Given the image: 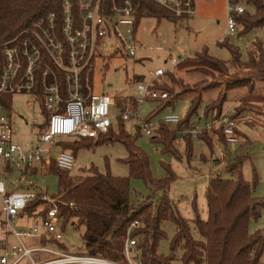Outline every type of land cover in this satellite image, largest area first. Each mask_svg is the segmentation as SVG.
<instances>
[{
    "label": "built area",
    "instance_id": "2783aa9c",
    "mask_svg": "<svg viewBox=\"0 0 264 264\" xmlns=\"http://www.w3.org/2000/svg\"><path fill=\"white\" fill-rule=\"evenodd\" d=\"M173 18L190 19L195 16L194 0H148ZM226 35L234 36L239 25L237 17L244 13L241 3L227 0ZM147 12L144 14L147 17ZM136 10L130 0H61L60 10L35 20L13 38L0 44V199L6 234L0 242V264H141L137 239L131 233L139 227L137 221L129 226L123 240V260L113 262L86 252L69 253L60 246L62 229L59 224V204L47 194L40 195V204L31 214L26 208L37 198L28 191H9L8 177L22 175L38 168H47L53 161L57 168L70 171L75 157L61 150L64 142L81 138L97 139L119 123L134 122L146 137H153L160 126L174 125L177 143L192 141L199 135H216L220 131L227 143L237 142V122L244 117L231 118L223 114L217 119H204L195 124H182L178 115L170 113L159 122L143 120L138 108L148 100H166L168 94L153 88L154 81L166 71L157 69L154 78L138 84L133 99L95 93L92 77L99 50L117 41L135 57L134 24ZM181 59L172 58V69ZM30 97V107L37 109L40 120L24 124L39 127L33 140L22 144L16 138L9 116L14 96ZM3 177H6L3 179ZM17 178V177H16ZM6 179V180H5ZM21 186V185H20ZM19 186V187H20ZM8 190V191H7ZM33 217L28 229L16 230L12 222L22 215ZM11 236L15 244H9Z\"/></svg>",
    "mask_w": 264,
    "mask_h": 264
},
{
    "label": "rangeland",
    "instance_id": "374dc122",
    "mask_svg": "<svg viewBox=\"0 0 264 264\" xmlns=\"http://www.w3.org/2000/svg\"><path fill=\"white\" fill-rule=\"evenodd\" d=\"M246 12L254 15V9L240 2ZM195 16L177 22L166 18L144 17L135 34V44L140 49L136 50L135 57H130L117 41L100 49L102 55L95 61V72L92 77V86L95 93H104L122 99L136 97L138 84H145L154 78L157 69L167 71L163 76L154 81L156 89L165 91L169 95L167 102L148 100L137 110L143 119L159 122L167 114L173 113L184 120L190 111L193 97H201V105L197 113L190 117V124L200 120L204 122V108L215 105L219 97H224L222 113L233 115L240 108L243 111L239 117H244L237 122V142L224 145L218 134L209 135L212 147L204 142H192V154L189 159L185 155L183 143L174 142L177 155L163 154L159 143L152 142V137H146L137 129L134 122L124 124V131L134 137L135 146L139 148L149 160V169L153 179H163L169 168L175 176L166 191L167 197L173 202L180 216L191 222L196 213L200 219L205 220L207 207L205 191L210 174L221 173L223 178H229L226 168L236 158H243L241 172L245 181L251 183L253 174L257 176V183L252 195L264 200V104L240 103L239 99L247 95L264 96V70L253 68L250 64L251 55L256 56L257 44L264 52V27L254 28L249 32L239 35L240 24L234 36L226 35L227 31V0H194ZM227 41L239 53L238 65L231 64V56L227 48L221 46ZM207 49V54L223 63L226 68L222 72L206 67L180 68L185 58ZM181 59V62L172 69L171 59ZM236 81H245V86L230 89L229 85ZM252 86V91L250 87ZM30 97L14 96L11 111H2L10 117L16 138L22 144L33 140V134L38 131L37 125L24 124L35 119L40 120L37 109L30 107ZM242 117V118H243ZM174 125L169 126L173 130ZM118 132L116 127L113 128ZM154 135L153 137H156ZM127 150L121 143H106L90 148H83L75 155V166L68 173L74 183L79 182L88 175L91 167L101 174L109 173L114 177H128L129 170L122 161L127 157ZM47 168H38L33 174L22 175L21 186L32 193H43L61 202L58 190V180L50 174ZM17 177V178H16ZM6 177H3V179ZM20 180L15 174L8 177L6 187L9 191H20V185L14 180ZM7 190V191H8ZM130 195L133 201L151 200L154 204L164 196V193L147 186L143 180L130 178ZM195 201L196 213L192 207ZM4 215L0 199V242L4 241L6 234L2 228ZM33 222V217L22 215L12 222L16 230L28 229ZM165 237L159 242L158 253L169 256V243L174 236V225L166 221L161 225ZM264 228V208L260 209L258 218L249 222V232L254 233ZM62 229V221L59 224ZM82 229H77L69 222L62 229V239L59 241L62 248L69 253L84 252L81 240ZM193 236L197 238L194 233ZM9 244H15L13 237L7 238ZM1 254V251H0ZM181 251L178 250L171 264H183L180 261ZM260 264H264V254Z\"/></svg>",
    "mask_w": 264,
    "mask_h": 264
},
{
    "label": "trees",
    "instance_id": "16d2710c",
    "mask_svg": "<svg viewBox=\"0 0 264 264\" xmlns=\"http://www.w3.org/2000/svg\"><path fill=\"white\" fill-rule=\"evenodd\" d=\"M130 1L136 10L134 32H137L146 12L147 17L166 18L173 22L182 20L171 17L148 0ZM232 1L240 2V0ZM244 1L254 9L255 14L250 15L245 8L244 13L237 17L242 28L239 32L240 36L254 28L264 27V0ZM60 5L61 0H0V44L13 38L35 20L50 12H58ZM221 46L229 51L230 63L238 65L240 63L238 50L230 46L227 41ZM187 58L181 63L180 68L200 66L219 72L226 68V63L210 57L206 48ZM249 64L253 68L264 70V52L259 44H257V54L251 55ZM244 86L245 81H236L229 85V88L238 89ZM152 87L156 89L155 83ZM169 98L168 95L166 100L158 101L167 102ZM201 100L199 96L192 98L190 111L179 127L190 123V117L197 113ZM239 100L240 103L264 104V96L260 95H247ZM224 103V97H219L215 105L204 108L203 118L217 119L222 116ZM242 111L238 108L230 117L238 118ZM116 128L117 133L111 129L109 133L97 139L81 138L64 142L61 150H68L75 157L83 148L106 143H121L128 154L122 161L128 167V177L101 174L96 168L91 167L87 176L74 183L68 171L60 170L53 161L46 169L58 180L62 229L64 230L66 224L72 222L75 228L83 230L81 240L86 254L113 262L122 261L123 240L127 236L130 224L137 221L139 227L131 235L137 239L141 264H171L178 250L181 251L179 259L183 264H260L264 254V228L250 233L248 226L252 218H258L260 209L264 208V200L252 195L257 183L256 174H253L251 183L243 178L241 172L243 158L234 159L226 168L229 178H223L221 173L209 175L205 191L206 219L199 218L193 201L192 207L196 216L189 222L180 216L173 202L166 195L170 183L175 179L172 171L165 168L167 173L165 178L153 179L148 157L135 146L134 137L124 131L123 123H119ZM236 132L238 134V131ZM216 133L219 140L227 145L221 132ZM156 134V137H152V142L161 145L163 154L176 156L175 131L160 124ZM198 140L209 148L212 147V140L207 134L199 135ZM192 142L191 138L186 136L184 147L187 159L192 154ZM35 172L36 170H33L30 174ZM130 178L143 180L147 186L162 191L164 196L155 204L149 199L133 201L130 195ZM20 190L27 191L22 186ZM36 194L35 201L26 208L27 214H31L40 204L39 197L43 193ZM166 221H171L174 225V236L169 243V256L158 253L159 242L165 237L161 225ZM194 233L197 238L193 236Z\"/></svg>",
    "mask_w": 264,
    "mask_h": 264
}]
</instances>
